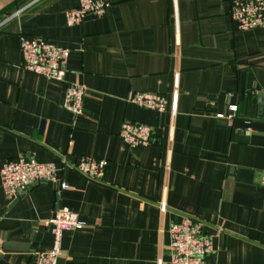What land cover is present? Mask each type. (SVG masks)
Wrapping results in <instances>:
<instances>
[{
    "label": "crops",
    "instance_id": "1",
    "mask_svg": "<svg viewBox=\"0 0 264 264\" xmlns=\"http://www.w3.org/2000/svg\"><path fill=\"white\" fill-rule=\"evenodd\" d=\"M109 1L68 25L78 0H0V167L32 156L67 184L0 185V264L51 245L56 206L82 223L57 264H174L168 229L184 217L212 239L204 264H264V28L238 30L230 0ZM22 35L69 49L64 81L23 68ZM67 83L86 87L82 115L63 107ZM132 91L164 95L166 111L128 104ZM229 104L230 124L215 117ZM123 121L150 126L149 144L128 147ZM80 157L107 160L101 181L72 167Z\"/></svg>",
    "mask_w": 264,
    "mask_h": 264
},
{
    "label": "built area",
    "instance_id": "2",
    "mask_svg": "<svg viewBox=\"0 0 264 264\" xmlns=\"http://www.w3.org/2000/svg\"><path fill=\"white\" fill-rule=\"evenodd\" d=\"M109 5V0H78L75 8L65 12L66 23L79 24L89 14L102 16ZM228 14L238 30L264 28V0H230ZM19 49L25 70L50 80L64 81L68 48L58 47L40 38L22 35ZM85 92V85L67 83L63 107L75 116L82 115ZM126 102L159 113L165 112L167 108L166 97L155 93L132 91L128 94ZM236 110L235 104H229L225 113H215V117L230 124ZM118 135L130 148L145 147L152 137V129L146 124L123 121ZM107 165L105 159L80 157L72 167L90 180L101 181ZM259 181L264 185V171H261ZM41 182H59L60 188H67L65 182L59 181L57 168L53 163H41L32 156L21 155L6 160L0 167V185L8 197L18 196ZM160 210L164 211V203L160 204ZM44 224L51 233V245L45 250L34 252L29 264H57V259L61 255L63 232L82 226L77 214L67 207L54 209ZM168 233L171 263H205L206 255L212 251V239L203 232L200 221L184 217L180 222L172 223Z\"/></svg>",
    "mask_w": 264,
    "mask_h": 264
},
{
    "label": "water",
    "instance_id": "3",
    "mask_svg": "<svg viewBox=\"0 0 264 264\" xmlns=\"http://www.w3.org/2000/svg\"><path fill=\"white\" fill-rule=\"evenodd\" d=\"M43 121L41 122L40 124V131H42L43 129ZM58 206L55 207V209H57ZM17 246H21L20 243H17V242H9V241H4L3 242V247L4 248H14V247H17Z\"/></svg>",
    "mask_w": 264,
    "mask_h": 264
}]
</instances>
